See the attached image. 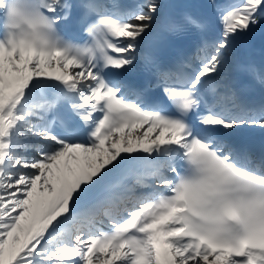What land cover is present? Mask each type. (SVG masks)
<instances>
[{
  "label": "snow or ice",
  "instance_id": "6c2138e0",
  "mask_svg": "<svg viewBox=\"0 0 264 264\" xmlns=\"http://www.w3.org/2000/svg\"><path fill=\"white\" fill-rule=\"evenodd\" d=\"M0 264H264V0H0Z\"/></svg>",
  "mask_w": 264,
  "mask_h": 264
},
{
  "label": "bare ground",
  "instance_id": "6f19581e",
  "mask_svg": "<svg viewBox=\"0 0 264 264\" xmlns=\"http://www.w3.org/2000/svg\"><path fill=\"white\" fill-rule=\"evenodd\" d=\"M241 55H247V54L242 52ZM255 56H256V59L258 60L259 59V46L258 45H257V51H256Z\"/></svg>",
  "mask_w": 264,
  "mask_h": 264
}]
</instances>
